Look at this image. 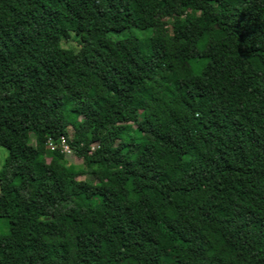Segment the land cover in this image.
<instances>
[{
	"label": "trees",
	"instance_id": "trees-1",
	"mask_svg": "<svg viewBox=\"0 0 264 264\" xmlns=\"http://www.w3.org/2000/svg\"><path fill=\"white\" fill-rule=\"evenodd\" d=\"M0 143V264H264V0H0Z\"/></svg>",
	"mask_w": 264,
	"mask_h": 264
},
{
	"label": "rangeland",
	"instance_id": "rangeland-1",
	"mask_svg": "<svg viewBox=\"0 0 264 264\" xmlns=\"http://www.w3.org/2000/svg\"><path fill=\"white\" fill-rule=\"evenodd\" d=\"M136 32L140 35L147 34L148 31H142V30H136ZM63 119H65V123L67 125V128L69 132H73V126L72 123L74 120H80L81 118L74 117V115L67 111L65 115L62 116ZM138 135H140L139 131H136ZM30 141L32 144H34V137L31 136ZM8 155V146L4 145L3 143H0V170L3 167L4 161L6 156ZM65 160L67 163V166L70 169H77L80 170V166L82 165V160L77 158L73 153L65 156ZM79 178H89V175H83L79 172L78 176ZM9 230L8 221L5 218L0 217V234L6 233Z\"/></svg>",
	"mask_w": 264,
	"mask_h": 264
},
{
	"label": "clouds",
	"instance_id": "clouds-1",
	"mask_svg": "<svg viewBox=\"0 0 264 264\" xmlns=\"http://www.w3.org/2000/svg\"><path fill=\"white\" fill-rule=\"evenodd\" d=\"M78 41L75 39V34H70L69 38H61L54 45L55 50L71 52L72 54H78Z\"/></svg>",
	"mask_w": 264,
	"mask_h": 264
},
{
	"label": "built area",
	"instance_id": "built-area-1",
	"mask_svg": "<svg viewBox=\"0 0 264 264\" xmlns=\"http://www.w3.org/2000/svg\"><path fill=\"white\" fill-rule=\"evenodd\" d=\"M61 148L65 154L67 155L72 154L71 148L66 142V139L64 137L61 138Z\"/></svg>",
	"mask_w": 264,
	"mask_h": 264
}]
</instances>
